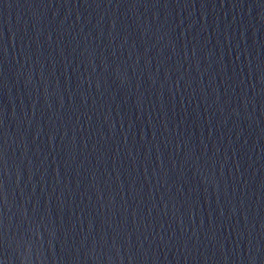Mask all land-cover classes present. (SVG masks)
Returning <instances> with one entry per match:
<instances>
[{
  "label": "water",
  "instance_id": "water-1",
  "mask_svg": "<svg viewBox=\"0 0 264 264\" xmlns=\"http://www.w3.org/2000/svg\"><path fill=\"white\" fill-rule=\"evenodd\" d=\"M0 264H264V0H0Z\"/></svg>",
  "mask_w": 264,
  "mask_h": 264
}]
</instances>
